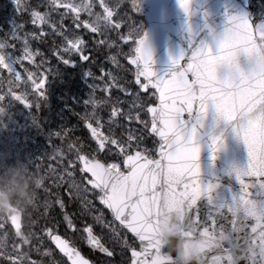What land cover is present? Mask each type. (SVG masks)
I'll return each mask as SVG.
<instances>
[{
    "label": "snow or ice",
    "instance_id": "6c2138e0",
    "mask_svg": "<svg viewBox=\"0 0 264 264\" xmlns=\"http://www.w3.org/2000/svg\"><path fill=\"white\" fill-rule=\"evenodd\" d=\"M17 2L34 31L13 33L8 47L17 49L19 44V51L12 62L0 51V85L7 82L0 101L10 96L29 106L30 96L44 98L45 61L39 51L29 50L28 40H45L51 34L64 40L55 54L65 64L73 52L82 61L90 59L83 50L84 35L97 46L113 49L109 60L131 74L139 101L133 112L125 113L110 101L115 78L101 74L103 86L96 87L103 98L91 103L106 107L108 119L95 112L82 117L89 134L84 142L70 140L69 130L55 133L67 147L53 150L50 159L58 167L36 163L32 170L43 177L42 203L0 216V264H96L82 254L81 244L99 253L105 264H177L160 230L175 211L182 213L181 236L201 242L200 264H264V19L229 16L212 43L182 53L172 61V73L160 78L151 70L146 34L134 28L125 34L128 13L122 14L120 2L47 0L44 7ZM192 2L177 0L186 16ZM130 11H137V0H131ZM121 118L129 129L114 131ZM208 122L213 128L228 124L246 148V166L231 170L239 190L228 201L218 202L219 185L202 179V138L210 141L213 153L225 143L223 132L206 134ZM202 196L215 213L224 210L226 229L217 227L212 215L203 222V213L196 210ZM73 199L81 202L79 216L68 211ZM97 225L107 239L96 232Z\"/></svg>",
    "mask_w": 264,
    "mask_h": 264
},
{
    "label": "rangeland",
    "instance_id": "374dc122",
    "mask_svg": "<svg viewBox=\"0 0 264 264\" xmlns=\"http://www.w3.org/2000/svg\"><path fill=\"white\" fill-rule=\"evenodd\" d=\"M117 2H120L121 4V11L122 14L127 11L128 13V18H127V24L128 27L124 28L125 34L131 29H141V21L139 20V17L136 15L135 12H131V0H109V3L116 4ZM138 3V0H137ZM47 1L42 0V6H46ZM22 7V5H21ZM20 7V8H21ZM99 10V9H98ZM0 14H4L3 8H0ZM11 30L16 31V28L14 27L13 24L10 25ZM87 36V35H86ZM0 45H3L4 47L0 49L5 55L6 58L8 59L9 54L6 52L7 48L5 45L4 40L0 37ZM83 50L86 52V48L84 45ZM124 51L127 52L128 48L125 47ZM12 55V54H11ZM75 59H76V65L78 69L80 70V75L81 79H83V69L81 67H84V64H81L80 59H79V54L74 52ZM15 58V57H14ZM121 63L124 60L123 57L121 56ZM53 73L55 76L58 75V69L55 68L53 70ZM7 75V73H5ZM6 82V81H5ZM5 82L1 85L0 87V93L6 92L5 88ZM121 82L122 90L121 93H118L116 97L110 98V101L119 106L124 110L126 113H131L134 111V105L139 101V98L137 97L135 91L132 89L127 88L126 86L129 84L130 80H128L125 77H121L119 80ZM70 92V88H69ZM90 93V92H89ZM126 93H131L126 94ZM75 95L76 94H68L67 97V106L59 105L57 109H59V115L64 112L66 116H68V122H71L70 117L73 116L70 108L72 109L73 106V101L75 100ZM92 95L85 93V96ZM93 96V95H92ZM6 97L3 101H0V165H8V164H14L17 161H20L24 163L30 170H35L34 165L36 163H39L42 168H46V166L51 163L53 167H58L57 161L54 159H50V157L53 154L54 149H59V148H64V150H67L66 145L64 147L62 145H58L59 148H56L53 144H51L49 139H45L42 142H39L40 138V132L37 130L36 127L33 126V128L28 127L26 125H31L32 120L30 119L32 115L29 114H23V116L18 117L17 113L15 112H10L9 110L14 109V105H12L11 102L7 101ZM103 97L97 95L93 96L91 99H85L84 102L82 99H78L77 101L80 103L79 106L81 107L84 105L87 109V113L85 112H80V117L81 120L78 122V128L75 126H71V133L73 134V137H78L81 142L86 141L87 136L89 135L87 132V129L84 127V121L82 117H84L88 113L95 112L98 116H100L102 119L107 120L108 119V110L104 106H100L99 104L93 105L91 101H100ZM62 100V99H61ZM61 100H59L61 102ZM35 106L38 107V103L36 101H33ZM91 104V105H90ZM69 106V107H68ZM75 108V106H73ZM67 111V114H66ZM69 111V113H68ZM48 120V119H45ZM57 122L55 123V126L49 127L46 125V128H48L49 133L47 136H49L52 139H56L57 136L55 133H59V127H65L66 130H69V128L66 127V122L65 121H60L59 124V117H57ZM74 122V118H73ZM32 126V125H31ZM69 126V127H70ZM113 130L114 131H119V132H124L129 129V126L127 125V122L121 118L116 121L115 124H113ZM56 140H61L60 138H57ZM151 141V140H150ZM75 180L77 182H80V175L79 173L76 174ZM61 193L65 194V198L67 199L66 196V188L61 189ZM91 198V196L89 197ZM75 200V201H74ZM96 206L98 208L103 209V206L99 204L98 201H96ZM68 211L69 212H75L78 216L81 213V202L79 199H73L69 201L68 204ZM105 212V218L110 219L108 216L107 212L103 209ZM62 219V218H61ZM89 222H91V218H87ZM63 231V229H61ZM96 232L104 239H107L105 230L97 225L96 226ZM97 259L101 264H105V261L100 258V255H97ZM119 259V256L117 257Z\"/></svg>",
    "mask_w": 264,
    "mask_h": 264
},
{
    "label": "clouds",
    "instance_id": "9594fccd",
    "mask_svg": "<svg viewBox=\"0 0 264 264\" xmlns=\"http://www.w3.org/2000/svg\"><path fill=\"white\" fill-rule=\"evenodd\" d=\"M43 177L34 173L24 163L0 165V216L13 208L29 211L40 199L39 189ZM182 213L175 211L160 225L170 252L175 253L177 264H200L201 242L198 239H185L181 236L179 225Z\"/></svg>",
    "mask_w": 264,
    "mask_h": 264
},
{
    "label": "flooded vegetation",
    "instance_id": "af4514ba",
    "mask_svg": "<svg viewBox=\"0 0 264 264\" xmlns=\"http://www.w3.org/2000/svg\"><path fill=\"white\" fill-rule=\"evenodd\" d=\"M30 1H34V0H30ZM244 1L247 3L249 10L251 11L252 14L255 15V17L257 16V14H264V0H244ZM16 15L19 16L20 19L19 21L17 20L15 22H19V25L24 24L25 25L24 30L34 31L31 23L28 21L27 14H16ZM32 41H33V44H37V42L42 43L41 45L37 47V49L38 51H40L41 58L43 61H45V64L48 63L49 65H52L53 64L52 61H56L57 63L59 62V57L55 54L62 49L61 46L59 45L60 44L59 39H55L53 35L51 34L45 40L38 41L37 39H32ZM37 49L33 48L30 51H37ZM89 56H90V59L88 61L91 60V55L89 54ZM70 61L71 62L69 64V68L67 70L63 69V72L60 73L59 82L57 81L56 78L49 79V77L47 76L45 88L43 90L44 91L43 99L37 100L35 98H31L29 94L30 99H31V104L26 109H30V111L31 110L34 111L33 101H36V103L39 104L38 107L35 109L36 115L38 117L48 119L47 120L48 123H50L53 127L55 126V123L57 122L56 120L57 117H59V123L60 121L68 122L69 117L66 116L64 112H62V114L59 115V109H57V107L60 104L58 103L56 99L57 97L56 93H61V96L64 99H67L68 97V94H69L68 77H69V74H71L72 69L74 67V60H70ZM64 64L65 63H63V68H64ZM21 70L23 69L21 68ZM119 75L121 76V74ZM114 76H117V74H114ZM59 88H61V90ZM53 95H54V100L52 99ZM66 106H67V103H66ZM66 114H67V111H66Z\"/></svg>",
    "mask_w": 264,
    "mask_h": 264
},
{
    "label": "water",
    "instance_id": "95a60500",
    "mask_svg": "<svg viewBox=\"0 0 264 264\" xmlns=\"http://www.w3.org/2000/svg\"><path fill=\"white\" fill-rule=\"evenodd\" d=\"M142 2H144V3H148L147 0H142ZM227 2H228L227 0H220V3L226 4V6L229 7V10L232 11V12L235 14V16L240 15V14H238V13L236 12V10H235L234 8L230 7V6L227 4ZM148 4H149V3H148ZM210 8L212 9L211 6H210ZM214 31H216V29L211 28L209 32H214ZM213 36H219V34H211V35H209V33H205L203 36H201L202 43H212V38H213ZM241 66H242L243 68H245V70H247V65H246V63H245V61H244L243 58H241ZM223 125H225V123H224V122H221L220 124L216 125L215 128H213L211 122L206 123V130H207V133H206V134H208V133H213L215 130L218 129L217 127H221V126H223ZM202 140H203V141H206V138H202ZM229 145H230V143L227 144V147H228ZM239 145L244 146V144H243L242 142H239ZM202 197H203V196H202Z\"/></svg>",
    "mask_w": 264,
    "mask_h": 264
},
{
    "label": "bare ground",
    "instance_id": "6f19581e",
    "mask_svg": "<svg viewBox=\"0 0 264 264\" xmlns=\"http://www.w3.org/2000/svg\"><path fill=\"white\" fill-rule=\"evenodd\" d=\"M69 76H70V74H69ZM94 92H95V90L92 89L89 94H91V93L93 94ZM98 93L100 95H104L100 90L98 91ZM91 98H93V96L92 95H89V97L88 96H85L83 99L84 100L85 99L87 100V99H91ZM81 111H84L85 113H87L86 107H84V105H82L81 107L79 105H77L76 108H75V119H76L75 122H80V120H81L80 112Z\"/></svg>",
    "mask_w": 264,
    "mask_h": 264
}]
</instances>
